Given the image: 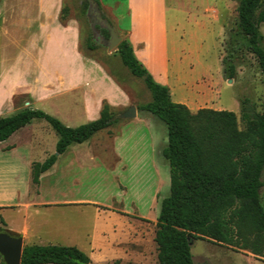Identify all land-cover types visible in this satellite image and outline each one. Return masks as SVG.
<instances>
[{"label": "crops", "instance_id": "crops-1", "mask_svg": "<svg viewBox=\"0 0 264 264\" xmlns=\"http://www.w3.org/2000/svg\"><path fill=\"white\" fill-rule=\"evenodd\" d=\"M99 1L103 11L112 17L111 24L118 35L129 40L137 59L157 83L169 88L172 99L177 98L176 103L186 105L192 112L206 109L210 88L187 94L186 89L192 85H185L180 78L175 81L171 73L167 0H126L131 19L129 29L120 26L121 0ZM64 7L65 0H0V117L12 116L24 108L15 103L19 95L28 97L27 107L44 108L71 128L98 120L105 103L114 112L131 106L138 110V106L146 104L135 102L97 59L96 50L82 49V30L77 20L61 22ZM115 55L119 57L117 51ZM39 121L45 120H34L0 143V216L5 218L0 229L21 235L24 247L57 245L54 243L57 239L72 243V239L79 240L77 231L69 232L73 237L67 238V230H53L38 221L35 213L52 207L83 210L93 206L97 209V219L92 233H87L88 247L86 250L79 245L75 247L82 249L92 261L98 256H126L119 238L125 230L129 232L130 222L126 218L131 213L124 209L120 213L113 206L91 203L73 195L72 172L75 168L82 173L85 170L79 159L85 152L84 143L72 145L41 175L39 185L33 183V164L44 163L54 155L59 140L49 124L50 128ZM167 142L168 135L160 121L138 111L135 119L123 122L118 128L111 146L114 164L110 167L105 163L103 168L119 179L120 188L127 192L132 187L129 179L133 171L140 175V182H145V175L151 172L156 178L151 192L156 203L165 165L160 155ZM91 143L87 149H93ZM19 217L22 220H17ZM118 249L122 255L116 252Z\"/></svg>", "mask_w": 264, "mask_h": 264}, {"label": "trees", "instance_id": "trees-1", "mask_svg": "<svg viewBox=\"0 0 264 264\" xmlns=\"http://www.w3.org/2000/svg\"><path fill=\"white\" fill-rule=\"evenodd\" d=\"M93 1L102 12L100 1ZM89 9V0H82L81 14L90 27ZM60 19L64 24L68 22L66 7ZM263 24L264 0H240L238 26L229 31L224 58L228 79L235 78V59L245 49L254 54L264 73V48L260 44ZM96 29L107 41L110 39L106 29ZM90 32L86 47L95 51L98 46L91 27ZM117 54L131 75L142 79L151 93V101L138 106V111L164 123L168 133L161 156L170 170V193L160 202L155 233L159 264H195L191 252L194 239L247 250L264 259V113L256 112L246 100L241 128L232 111L192 112L186 105L174 102L169 88L154 80L137 59L129 40L119 44ZM36 119L45 120L59 140L56 154L44 163L33 164L35 185L72 145L83 144L120 121L106 103L98 120L76 128L67 127L42 110L25 107L12 116L0 117V143ZM0 264H5L1 255ZM21 264L94 263L75 246L33 245L24 247Z\"/></svg>", "mask_w": 264, "mask_h": 264}, {"label": "rangeland", "instance_id": "rangeland-1", "mask_svg": "<svg viewBox=\"0 0 264 264\" xmlns=\"http://www.w3.org/2000/svg\"><path fill=\"white\" fill-rule=\"evenodd\" d=\"M81 1L65 0V7L68 19L77 20L81 26L82 49L87 52L86 40L91 36V27L94 43L98 46L94 52L97 59L125 87L135 102L147 103L150 101L151 93L142 79L131 75L120 58L115 57V50L109 51L107 40L99 29L96 27L93 29L92 22L90 27L87 25L81 14ZM121 1L122 6L118 12L122 15L120 26L123 29H129L131 19L127 1ZM239 2L240 0H167V22L170 69L175 81L180 78L185 85H192L190 89H186L187 94L189 92L195 94L200 88H210L206 109L235 112L240 127L243 128L241 115L243 103L246 100L256 112L264 113V73L254 54L245 49L235 59V78L228 79L225 75L226 45L229 31L236 30L238 26ZM102 14L111 23L112 17L103 11V8ZM260 32V44L264 48V24L261 26ZM176 99L174 98L173 101L175 102ZM28 100L26 95H19L16 97L15 103L25 108ZM37 109L44 111V108L37 107ZM121 112L123 111H116L117 116ZM39 122L47 124L50 128L45 121ZM123 122L125 121L117 122L110 130L98 133L84 143L85 146L82 149L85 148V152L83 156L79 155V159L84 164L85 170L82 173L75 168L72 172L73 195L84 197L91 203L107 207L113 206L114 210L122 213L123 209L131 213L130 217L126 218L130 222V225L127 226L129 232L125 230V233L121 234L119 238L127 255L122 258L98 256L93 261L94 264H159L155 233L160 213V202L170 193L169 166L165 161L161 174L163 183L156 203L152 201L151 197L152 186L156 178L149 171L145 175V182H140V175L133 171L129 179L132 187L128 192L123 191L119 186V179L110 175L103 168L105 163L110 167L114 164V159L111 158L112 141ZM160 123L167 135L166 126L161 121ZM52 132L55 134L54 131ZM90 143L93 145V149H87ZM161 160L164 161L162 156ZM77 176L79 179L76 178ZM262 180H264V171ZM60 195L58 193V197ZM261 199L264 204V187L261 189ZM35 216L38 221L50 226L53 230H67V238L72 239V234H69L75 231L79 235V240L75 242L74 239H72V243L64 239H57L54 240L55 244L79 245L86 250L88 247L87 233L91 234L96 224L97 209L93 206L85 207L83 210L52 207L48 210H39ZM20 219L22 220V217L17 218V220ZM3 221L5 218L0 216V223ZM3 230V228L0 229V231ZM116 252L123 254L121 249ZM191 252L195 264H264L263 258L257 257L247 250H236L206 240H192Z\"/></svg>", "mask_w": 264, "mask_h": 264}, {"label": "water", "instance_id": "water-1", "mask_svg": "<svg viewBox=\"0 0 264 264\" xmlns=\"http://www.w3.org/2000/svg\"><path fill=\"white\" fill-rule=\"evenodd\" d=\"M90 9L88 11L89 20L92 22L93 29L96 26L106 29L110 34L107 41L109 51H117V47L123 41L118 35L112 24L102 16V12L93 0H89ZM138 116L136 106H131L127 110L121 112L117 119L120 121H129ZM24 250L23 238L18 233L11 230L0 231V255L5 264H21Z\"/></svg>", "mask_w": 264, "mask_h": 264}]
</instances>
